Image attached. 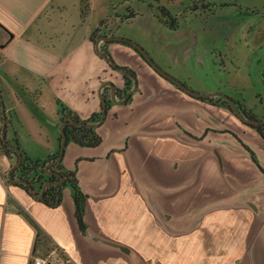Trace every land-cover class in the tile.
Wrapping results in <instances>:
<instances>
[{
	"label": "crops",
	"instance_id": "1",
	"mask_svg": "<svg viewBox=\"0 0 264 264\" xmlns=\"http://www.w3.org/2000/svg\"><path fill=\"white\" fill-rule=\"evenodd\" d=\"M133 1L0 0V90L8 142L16 140L27 156L44 160L59 149L57 100L87 119L102 106L104 82L123 89L122 75L89 40L103 20L102 36L137 43L191 90L225 94L264 120L262 71L251 105L243 97L251 75L245 74L244 85L224 77L240 49L230 39L231 26H224L220 50L211 44L216 54L190 61L182 41L145 34L155 23L165 27L155 13L150 19L143 10L132 22L123 21ZM165 8L178 17V33L185 16ZM229 9L258 12L235 5L192 15L207 18ZM141 17L146 19L135 24ZM256 31L240 29L237 36L255 46ZM198 38L197 33V43ZM107 51L117 66L136 74L137 91L130 104L111 105L97 128L98 147L70 143L64 151V168L76 169L87 196L85 231L76 221L70 188L63 190L59 207L47 208L7 183L12 164L0 150V264H32L47 254L70 264H264L262 139L227 109L180 91L133 49L111 42ZM216 60L222 72H215ZM1 128L0 107V135ZM226 132L256 155L258 165Z\"/></svg>",
	"mask_w": 264,
	"mask_h": 264
},
{
	"label": "trees",
	"instance_id": "2",
	"mask_svg": "<svg viewBox=\"0 0 264 264\" xmlns=\"http://www.w3.org/2000/svg\"><path fill=\"white\" fill-rule=\"evenodd\" d=\"M153 1L158 5L157 7L158 21L162 23L169 30L172 31L178 30L179 28L178 17L173 16L164 6H161L159 4V0H153ZM176 1H181V0H168V2L171 3H174ZM227 6H235V5L200 3L197 7H195L192 10V12L199 11L202 15H209L212 14L215 9L227 7ZM137 16H138L137 13H135L132 9L127 8L126 15L123 17V21L130 23ZM106 21L107 20L101 21L98 25V28L90 35L89 40L92 43H95L96 40L102 36L100 34V28L106 23ZM116 43L129 47L133 49L138 55H140V53L129 43L124 41H120ZM109 44H111V42L100 43L99 50L102 54H104V56L107 59H110L111 62L114 63L115 68H112L111 65L107 62L110 69L116 72L117 70H122L125 73V74H121L124 80L123 89H117V88L115 89V98L117 100H122L126 97L127 93L131 91L133 88L136 89L135 92L137 91L136 74L128 68L119 67L116 65V63L113 61L112 57L109 55L107 51V46ZM140 57L142 56L140 55ZM183 84L186 85L185 83ZM101 96L102 99L106 102V114H107L111 105L113 104L111 88L108 86L104 87L102 89ZM196 100L209 103L213 106L222 107L230 111L227 102L219 97L203 98ZM232 100L235 102L240 114L244 118L257 119L256 116L253 115L252 111L246 108V106L243 104L242 101L234 100V99ZM131 101H132V94L126 99L123 105H128L131 103ZM56 106H57L58 120L60 124H64L62 130L66 136L65 149L70 143H73L81 148H96L102 143V138L98 134L97 129H93L87 126L88 124H97L98 122L101 121L102 106L98 112L92 114L87 119H81L75 112L71 111L62 102L58 100L56 101ZM246 126L256 131V133L260 136V138L264 142V125H257V126L246 125ZM60 142H61V135L59 137V144ZM8 145L17 148L21 156L20 164L12 172V178L15 180H21L23 183L14 184V185L21 188L26 193H28L29 189H32L36 194L42 193L41 199L36 201L42 203L44 206L50 209H55L60 206L62 202L63 190L65 188H70L72 191V199L74 202V214L76 221L80 229L82 231H85L86 225L84 223V205L87 200V196L83 194L82 191L80 190V187L78 185V180L76 177V169L72 171L66 170L62 164L63 158L59 163L52 165L47 171L45 169V167L49 163L54 162L58 158L59 149L55 154L48 156L44 160H35L27 156L20 149L19 144L17 143L16 140H13L11 143L8 142ZM8 145L3 144L0 140L1 152L11 161V164L13 165L18 161L19 156L18 153L13 149L9 148ZM242 146L249 152L252 161L258 165L256 155L245 145L242 144ZM61 180H63V183H60ZM7 183H9L8 180ZM45 184H48V186L42 192L43 186Z\"/></svg>",
	"mask_w": 264,
	"mask_h": 264
},
{
	"label": "rangeland",
	"instance_id": "3",
	"mask_svg": "<svg viewBox=\"0 0 264 264\" xmlns=\"http://www.w3.org/2000/svg\"><path fill=\"white\" fill-rule=\"evenodd\" d=\"M226 1L229 0H181L174 3L168 2V0H159L160 4L164 7H168L172 12H176L179 9V13L185 16L180 19L181 30L178 33L175 31H169L165 27L159 26L155 23L151 28L147 26L145 34L151 35L152 40L168 39L173 42L182 41V45L184 44L183 49L186 58L190 61H204L209 58V56H212L211 52L216 54V50H214V47L211 46L213 42L217 45L219 50L221 49L224 26H231L233 32L230 39L231 41H236L235 45H237L240 49L237 50V48H235L236 51L234 53L236 56V62L233 61V65L231 66L232 68L225 73L224 77L228 78L229 81L232 80L233 83L235 81H242L243 84L245 83V74L249 73L251 75L250 84L245 87L243 86V97L247 103L251 105L255 101L256 91L259 87L256 82L259 75L258 71H262L261 75L264 78V0H232V3H235L236 6H240L241 8L247 7L251 10L255 9L258 11L257 13L245 12L243 10L242 12H237L233 9H229L220 11L217 10L214 16L211 17L210 15L207 17L208 19L205 16L192 15V13H195L192 12V10L200 3L219 4ZM149 6L151 8H149ZM132 10L138 15L141 11L146 10L148 12L147 18L150 19L152 18L151 13L158 15L157 4L154 3L153 0H147V2L135 0L133 1ZM145 19L146 17L138 18L135 24H138V22ZM249 27L257 29L255 46H253L250 39L248 40L245 37L239 38V36H237L240 29L244 32L245 29H248ZM197 33L199 36L197 39L199 43L195 41ZM215 63V72H222V67L219 61L216 60ZM261 97L264 102V92L261 93ZM235 120L239 124L244 125L238 118H235ZM250 130L254 132V137H260L257 135L256 131L251 128ZM226 133L232 134L234 138L241 142L240 139L232 132ZM53 260L57 264L63 263V261L59 260L57 257H54Z\"/></svg>",
	"mask_w": 264,
	"mask_h": 264
},
{
	"label": "water",
	"instance_id": "4",
	"mask_svg": "<svg viewBox=\"0 0 264 264\" xmlns=\"http://www.w3.org/2000/svg\"><path fill=\"white\" fill-rule=\"evenodd\" d=\"M120 41H124L129 43L131 46H133L142 56L143 60L158 74L160 75L162 78H165L167 81L171 82L174 86H176L180 91H182L183 93H185L186 95L190 96L191 98H195V99H203V98H211V97H219L223 100H225L230 108L231 113L234 114V116H236V118H238L242 123L248 125V126H257V125H264V120H259V119H246L244 118L235 102L228 97L227 95H224L222 93L219 92H214V93H207V94H200L197 93L193 90H191L190 88H188L186 85H184L182 82H180L179 80H177L176 78L172 77L171 75H169L168 73H166L164 70H162L155 62L154 60L149 56V54L137 43L125 39V38H121V37H110V36H101L100 38H98L95 42V49H96V53L97 55L104 59L106 62H108L112 68H115L114 63L111 62L110 59H107L104 54H102L99 50V45L100 43H104V42H120ZM118 73L120 74H125L122 70H117ZM110 87L111 88V92H112V102L115 104H123L126 99L135 92V88H133L131 91H129L126 95V97L122 100H117L115 98V89L116 87L110 83V82H104L101 86V89H103L104 87ZM100 100H101V104H102V119L100 122H98L97 124H88L87 126L93 129H97L99 128V126L104 122V119L106 118V102L102 99V96L100 94ZM0 107H1V117H2V128H1V135H0V140L3 144L8 145V142L6 140V115H5V109H4V104H3V100H2V96H1V90H0ZM64 126V124H60L59 126V133L61 135V142L59 144V156L58 158L52 162L49 163L45 169L46 171L54 164L59 163L64 155V149L66 146V136L62 130V127ZM9 148L13 149L14 151H16L18 153V161L13 164L11 166V168L9 169L8 173H7V180L10 184H19V183H23L21 180H15L12 178V172L14 169H16V167L20 164L21 162V156L19 153V150L11 145H8ZM60 183H63V180H61ZM48 186V184H45L43 186L42 192L44 191V189ZM28 193L32 196V198L36 199V200H40L42 197V193L40 194H36L32 189H29Z\"/></svg>",
	"mask_w": 264,
	"mask_h": 264
},
{
	"label": "built area",
	"instance_id": "5",
	"mask_svg": "<svg viewBox=\"0 0 264 264\" xmlns=\"http://www.w3.org/2000/svg\"><path fill=\"white\" fill-rule=\"evenodd\" d=\"M53 258H54V256L52 254H47L46 256H44L42 258H36V259H34V261L32 262V264H57L53 260ZM62 261H63V263H61V264H70L67 261H64V260H62Z\"/></svg>",
	"mask_w": 264,
	"mask_h": 264
}]
</instances>
